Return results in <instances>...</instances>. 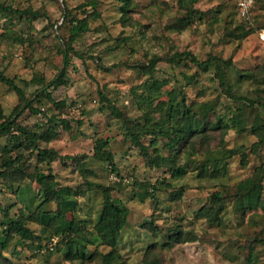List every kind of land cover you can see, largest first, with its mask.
<instances>
[{
    "label": "clouds",
    "instance_id": "clouds-1",
    "mask_svg": "<svg viewBox=\"0 0 264 264\" xmlns=\"http://www.w3.org/2000/svg\"><path fill=\"white\" fill-rule=\"evenodd\" d=\"M258 124L264 0H0V264H264Z\"/></svg>",
    "mask_w": 264,
    "mask_h": 264
},
{
    "label": "trees",
    "instance_id": "trees-1",
    "mask_svg": "<svg viewBox=\"0 0 264 264\" xmlns=\"http://www.w3.org/2000/svg\"><path fill=\"white\" fill-rule=\"evenodd\" d=\"M180 112H181V109L179 106L172 109V115H176L177 113H180ZM49 175H50V173H49ZM46 179H47V177H43L42 181H44ZM258 195H259L258 191L256 189H253L252 190V197H256ZM120 215H121V213L118 209H112L110 211V214L104 220L101 221L100 226L102 228L107 227L109 229V231H111L113 228L118 226V217ZM76 258L77 257L75 256V248L73 247V255L68 257V260L72 261Z\"/></svg>",
    "mask_w": 264,
    "mask_h": 264
},
{
    "label": "rangeland",
    "instance_id": "rangeland-1",
    "mask_svg": "<svg viewBox=\"0 0 264 264\" xmlns=\"http://www.w3.org/2000/svg\"><path fill=\"white\" fill-rule=\"evenodd\" d=\"M257 128H259L262 132H264V127H261L259 124L257 125ZM72 261L68 260V264H71Z\"/></svg>",
    "mask_w": 264,
    "mask_h": 264
}]
</instances>
